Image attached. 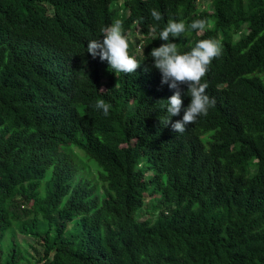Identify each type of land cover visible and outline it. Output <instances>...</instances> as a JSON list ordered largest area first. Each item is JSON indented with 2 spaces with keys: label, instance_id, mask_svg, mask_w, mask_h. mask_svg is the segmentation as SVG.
<instances>
[{
  "label": "trees",
  "instance_id": "trees-1",
  "mask_svg": "<svg viewBox=\"0 0 264 264\" xmlns=\"http://www.w3.org/2000/svg\"><path fill=\"white\" fill-rule=\"evenodd\" d=\"M116 19L138 33L133 74L86 52ZM169 19L206 21L169 41L181 53L222 49L202 79L215 106L182 134L149 55ZM69 147L95 183L74 181ZM13 227L31 264H264V0H0V264L24 261L14 239L1 246Z\"/></svg>",
  "mask_w": 264,
  "mask_h": 264
},
{
  "label": "clouds",
  "instance_id": "clouds-1",
  "mask_svg": "<svg viewBox=\"0 0 264 264\" xmlns=\"http://www.w3.org/2000/svg\"><path fill=\"white\" fill-rule=\"evenodd\" d=\"M150 14L155 21L162 19L161 13L155 9ZM189 30L204 32L206 21L196 19L186 24L182 20L169 19L158 32V39L164 43L152 48L149 54L153 61L151 67L161 75V84H167L169 89L174 90L173 95L166 101H160L166 107L168 118L164 121L165 126L170 124L172 131L180 134L186 131L187 125L194 124L198 117L206 116L209 109L215 106V99L206 93L208 85L202 79L206 76L212 60L222 53L219 41L214 39L198 40L190 50L181 53L178 44L169 41L182 37ZM151 31L155 37L157 26H153ZM101 32L100 38L88 41L86 52L93 59L99 57L102 62L106 61L113 73L133 74L141 63L129 55L128 37L124 32L123 22L116 19ZM182 86L186 87L183 95L189 97L190 102L183 109L182 118L173 122L171 117L179 115L182 109ZM110 107L103 99L97 100L94 105L105 116L109 114Z\"/></svg>",
  "mask_w": 264,
  "mask_h": 264
},
{
  "label": "rangeland",
  "instance_id": "rangeland-1",
  "mask_svg": "<svg viewBox=\"0 0 264 264\" xmlns=\"http://www.w3.org/2000/svg\"><path fill=\"white\" fill-rule=\"evenodd\" d=\"M201 6H204V2L202 1ZM133 33L130 32L128 34L129 40L133 42L136 38H138V33L135 28H133ZM140 44V43H139ZM71 149L72 154L74 155L75 163L79 169L78 173L76 174L74 181L78 178H85L90 180L92 183H95L97 175L100 173V169L97 166V164L85 157L82 153L75 150L73 147H69ZM65 149V148H64ZM64 151H67L66 149ZM48 176V173L46 174L45 178L41 181V185L46 180ZM150 202V199L147 198V200L144 202V207ZM143 209H139L136 211V215L140 216V219L147 218L146 213ZM12 235V237H11ZM11 238L14 239V241L18 244L19 250L21 252V255L24 257V261H22L20 264H31L32 260L36 256V245L33 242V240L29 237H25L22 235H19L17 233L16 228H12L10 233L6 232L4 238L2 239L1 246L7 248L9 245V242L11 241Z\"/></svg>",
  "mask_w": 264,
  "mask_h": 264
}]
</instances>
